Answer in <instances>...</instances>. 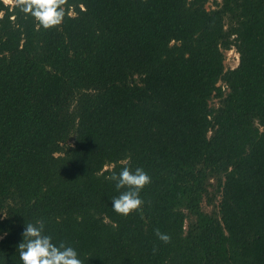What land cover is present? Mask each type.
<instances>
[{
  "label": "trees",
  "instance_id": "trees-1",
  "mask_svg": "<svg viewBox=\"0 0 264 264\" xmlns=\"http://www.w3.org/2000/svg\"><path fill=\"white\" fill-rule=\"evenodd\" d=\"M63 7L0 0V264L37 218L84 264H264V0ZM124 166L151 177L127 217Z\"/></svg>",
  "mask_w": 264,
  "mask_h": 264
},
{
  "label": "clouds",
  "instance_id": "clouds-1",
  "mask_svg": "<svg viewBox=\"0 0 264 264\" xmlns=\"http://www.w3.org/2000/svg\"><path fill=\"white\" fill-rule=\"evenodd\" d=\"M63 4L64 0H15L16 7L25 16H30L37 28L45 30L62 24L65 18ZM106 179L113 182L118 193L111 199V208L115 213L127 217L141 210L144 203L141 192L151 182V177L142 167L124 166ZM155 234L165 244L171 240L167 233L159 229ZM16 251L21 264H84L74 246L62 240L54 242L42 218L24 223Z\"/></svg>",
  "mask_w": 264,
  "mask_h": 264
},
{
  "label": "rangeland",
  "instance_id": "rangeland-1",
  "mask_svg": "<svg viewBox=\"0 0 264 264\" xmlns=\"http://www.w3.org/2000/svg\"><path fill=\"white\" fill-rule=\"evenodd\" d=\"M6 4H10L12 3L13 5L15 4V0H3ZM220 1V0H217ZM216 6V4L213 1H210V3H208L207 7L209 9L214 8ZM226 65L227 66H231V67H235L236 64L239 62L238 60V55L236 54L235 50L229 51L228 53H226ZM213 103H218V100H214ZM208 210H210V207L208 206Z\"/></svg>",
  "mask_w": 264,
  "mask_h": 264
},
{
  "label": "built area",
  "instance_id": "built-area-1",
  "mask_svg": "<svg viewBox=\"0 0 264 264\" xmlns=\"http://www.w3.org/2000/svg\"><path fill=\"white\" fill-rule=\"evenodd\" d=\"M9 5H13V4H12V3H10ZM230 51H232V50H230ZM236 54H237V53H236ZM237 55H238V54H237ZM238 60H239V55H238ZM237 64H238V63H237ZM237 64H236V65H237Z\"/></svg>",
  "mask_w": 264,
  "mask_h": 264
}]
</instances>
